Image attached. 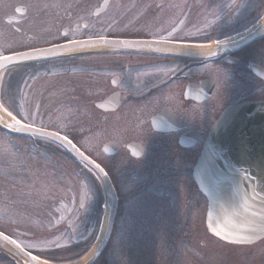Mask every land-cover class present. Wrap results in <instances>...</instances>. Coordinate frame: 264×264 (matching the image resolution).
<instances>
[{
  "label": "flooded vegetation",
  "instance_id": "flooded-vegetation-1",
  "mask_svg": "<svg viewBox=\"0 0 264 264\" xmlns=\"http://www.w3.org/2000/svg\"><path fill=\"white\" fill-rule=\"evenodd\" d=\"M4 2L12 3L11 32L49 37L12 52L99 37L127 41L122 48L92 42L87 51L55 59L53 109L86 124L118 114L122 127V139L101 143L117 145L113 155L104 156H122V208L117 202L108 238L90 264L234 263L232 256L219 252L230 245L205 228L207 201L193 180V167L210 126L225 109L264 101V34L207 56L202 52L207 45L234 41L253 29L237 21L220 32L219 26L233 19L223 15V0H0ZM208 18L219 19L210 35ZM137 41L146 43H132ZM109 95L118 98L115 109L96 105ZM55 132L64 136L62 125ZM50 146L76 164L60 146ZM136 151L140 154L132 155ZM89 175V187L83 181L72 187L80 191L73 202L67 196H61L62 203L50 201L44 190L37 196L41 202L24 213L14 204L10 230L0 232L41 259L66 263L92 255L102 238L107 207L99 178ZM31 231L35 239L26 236ZM33 241L40 242L39 250L28 247ZM260 243L264 247V238ZM0 264L23 263L14 252L0 249ZM248 264H264V254Z\"/></svg>",
  "mask_w": 264,
  "mask_h": 264
},
{
  "label": "rangeland",
  "instance_id": "rangeland-1",
  "mask_svg": "<svg viewBox=\"0 0 264 264\" xmlns=\"http://www.w3.org/2000/svg\"><path fill=\"white\" fill-rule=\"evenodd\" d=\"M237 1L238 3H236ZM231 2L233 3L229 7ZM222 4L223 15L233 16V19L228 24L219 26L218 18L217 20L208 18L206 25L208 35L215 32L212 27L216 25L222 28L221 32L227 26H234L237 21H243L244 26L249 27L264 18V0H223ZM11 5V2L0 3V55L49 39V37L40 38L38 35L27 37L24 36L26 34L11 32L8 27V22L12 20L11 13H13ZM245 15H247V19H244ZM208 16L211 15L208 14ZM23 68L31 67L26 65ZM16 79L17 82L9 85V96L10 94L11 96L7 99V85ZM56 84L57 67L55 62L24 71L18 78L17 71L8 69L2 76L0 100L9 108H14L16 113H12L22 124L52 132L57 130L58 124L62 125V134L67 136L86 155L97 161L111 176L121 209L122 156L116 154L114 157H106L100 150L103 141L122 139L119 135L122 127L118 126L120 116L113 114L109 118H105L104 122L102 120L98 123L94 122V124L74 120L68 114L53 109L56 101ZM31 141L28 138L14 137L0 131V230L5 232L10 230L11 208L14 204L18 207V212L24 213L22 210L30 209L31 207H27L30 204L41 202L37 196L38 193L44 195V190L47 191L45 196L50 201L62 203L61 196H67L68 201L73 202L75 195L79 199L80 191L75 192L74 189L77 188L78 182L83 181L88 187L90 184L86 181V170L71 163L66 157L59 154L57 149L50 148V145L32 144ZM33 142L35 143V141ZM89 179L92 182L90 175ZM72 187L74 188L72 189ZM94 197H96L95 194ZM26 215L28 216V214ZM121 219L122 215L118 214V225ZM26 236L35 239V232L26 233ZM261 244L251 247L232 245L220 248L219 252L224 256L226 254L233 257L234 263L229 262L228 264H248L256 256L264 254V247ZM28 247L32 250H39L40 242H30Z\"/></svg>",
  "mask_w": 264,
  "mask_h": 264
},
{
  "label": "water",
  "instance_id": "water-1",
  "mask_svg": "<svg viewBox=\"0 0 264 264\" xmlns=\"http://www.w3.org/2000/svg\"><path fill=\"white\" fill-rule=\"evenodd\" d=\"M107 0H103V3ZM20 11L21 7H16ZM264 34V18L258 22L252 31L236 38L209 46L202 51L207 56L226 49H235L246 45ZM74 44H60L43 48L41 52L33 53V49L24 50L7 56L16 57L18 53H32L23 59L14 58L9 61H0V72L20 63L54 56L77 54L87 51L92 42L109 48H122L125 44L122 39L99 38L79 41ZM135 45H144L143 41L132 42ZM150 45L152 42H150ZM228 46V47H227ZM117 97H106L96 105L103 110H113L117 107ZM4 122L0 119V129L19 136H34L51 140L62 146L74 159L91 169L101 181L107 214L104 231L96 251L79 264H90L106 242L116 208V195L111 182L105 173L96 168V163L73 147L62 136L45 135L53 133L40 128H24L21 126L7 127L14 121ZM21 125H25L22 124ZM132 149V145H128ZM117 145L107 141L102 144L101 150L112 155ZM140 152L132 155L137 156ZM193 179L207 200L205 227L207 232L217 239L235 245H251L264 238V101L242 102L225 109L214 124L210 127L205 145L193 167ZM220 232L217 235V232ZM8 237L0 232V244L17 254L23 264H43V260L30 261L29 253L21 251L11 244Z\"/></svg>",
  "mask_w": 264,
  "mask_h": 264
},
{
  "label": "snow or ice",
  "instance_id": "snow-or-ice-1",
  "mask_svg": "<svg viewBox=\"0 0 264 264\" xmlns=\"http://www.w3.org/2000/svg\"><path fill=\"white\" fill-rule=\"evenodd\" d=\"M43 7L47 8V7H50V5H43ZM65 35H66V34H65ZM169 35H171V33H169ZM99 39H100V40H104L105 38H104V37H99ZM72 43H74V44H78V43H80V42H79V41H73ZM123 43H127V41H123ZM36 52H41V53H42V50H36V49H33V53H36ZM31 54H32V53L23 52V53H18V54L16 55V57H13V56H7V55H0V61H4V62H6V61H9V60L14 59V58L23 59V58H25V57H27L28 55H31ZM213 54H214V53H213ZM9 115L12 116V120L14 121V123L11 124V125H6L7 127H13V128H15V127H17V126H21V127H24V128H31V127H32V125H21V121H20L19 119H17L15 116H13L11 112H9ZM39 131L43 132L42 129H39ZM43 134H45V135H52V136H58V133H57V132H53V133H43ZM60 138L66 140L69 144H72V141L69 140V139L67 138V136L60 137ZM73 147H75V146L73 145ZM95 166H96V168L100 169L101 172L104 171V169L101 167V165H100L99 163H97ZM216 234L219 235L220 232L218 231ZM4 239H5V240H8L9 238H8V237H4ZM9 242H10L11 244L15 245V246H16L18 249H20L22 252L24 251V249L21 247L20 244L17 243L16 240L12 239V240H9ZM87 259H88V257L86 258V260H87ZM36 260H37V257H36V256H31V257H30V261H36ZM26 264H30V262H29V261H26Z\"/></svg>",
  "mask_w": 264,
  "mask_h": 264
},
{
  "label": "bare ground",
  "instance_id": "bare-ground-1",
  "mask_svg": "<svg viewBox=\"0 0 264 264\" xmlns=\"http://www.w3.org/2000/svg\"><path fill=\"white\" fill-rule=\"evenodd\" d=\"M0 119L3 120L4 122H11L10 116L4 110H2L1 108H0ZM86 257H87V255H85L83 258L78 259L76 261H73V262H70V263H63V264H79ZM43 264H60V263H46V262H43Z\"/></svg>",
  "mask_w": 264,
  "mask_h": 264
}]
</instances>
